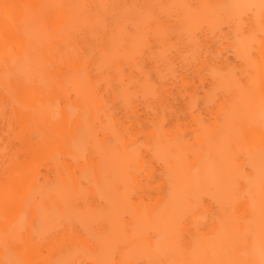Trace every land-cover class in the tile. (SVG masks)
Wrapping results in <instances>:
<instances>
[{"label":"bare ground","instance_id":"bare-ground-1","mask_svg":"<svg viewBox=\"0 0 264 264\" xmlns=\"http://www.w3.org/2000/svg\"><path fill=\"white\" fill-rule=\"evenodd\" d=\"M0 264H264V0H0Z\"/></svg>","mask_w":264,"mask_h":264}]
</instances>
